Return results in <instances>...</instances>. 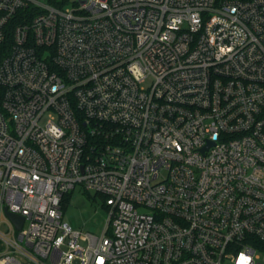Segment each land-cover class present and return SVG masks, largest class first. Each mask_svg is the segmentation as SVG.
I'll return each mask as SVG.
<instances>
[{
    "label": "built area",
    "instance_id": "obj_1",
    "mask_svg": "<svg viewBox=\"0 0 264 264\" xmlns=\"http://www.w3.org/2000/svg\"><path fill=\"white\" fill-rule=\"evenodd\" d=\"M1 215L0 264H264V0H0Z\"/></svg>",
    "mask_w": 264,
    "mask_h": 264
},
{
    "label": "rangeland",
    "instance_id": "obj_2",
    "mask_svg": "<svg viewBox=\"0 0 264 264\" xmlns=\"http://www.w3.org/2000/svg\"><path fill=\"white\" fill-rule=\"evenodd\" d=\"M63 220L68 223L72 229L83 234H92L101 237L106 229L109 220V211L104 206L103 199L94 191H88L81 184H76L66 194L63 200ZM0 230L7 231L5 216H0ZM82 244L87 241L81 240ZM261 261L264 262V250L258 249Z\"/></svg>",
    "mask_w": 264,
    "mask_h": 264
},
{
    "label": "water",
    "instance_id": "obj_3",
    "mask_svg": "<svg viewBox=\"0 0 264 264\" xmlns=\"http://www.w3.org/2000/svg\"><path fill=\"white\" fill-rule=\"evenodd\" d=\"M205 148H203L204 150ZM7 215L13 220V222L16 224V226L18 228H21L24 217L22 215L10 212V211H6Z\"/></svg>",
    "mask_w": 264,
    "mask_h": 264
},
{
    "label": "trees",
    "instance_id": "obj_4",
    "mask_svg": "<svg viewBox=\"0 0 264 264\" xmlns=\"http://www.w3.org/2000/svg\"><path fill=\"white\" fill-rule=\"evenodd\" d=\"M65 198H66V195H65V197H64V199H63L64 201H65ZM62 207H63V201H62Z\"/></svg>",
    "mask_w": 264,
    "mask_h": 264
}]
</instances>
